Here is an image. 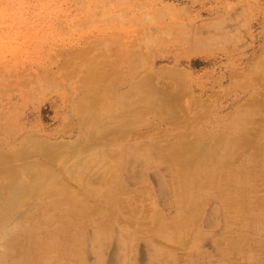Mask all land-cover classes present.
<instances>
[{
	"label": "rangeland",
	"instance_id": "obj_1",
	"mask_svg": "<svg viewBox=\"0 0 264 264\" xmlns=\"http://www.w3.org/2000/svg\"><path fill=\"white\" fill-rule=\"evenodd\" d=\"M0 160V264H264V0H0Z\"/></svg>",
	"mask_w": 264,
	"mask_h": 264
},
{
	"label": "bare ground",
	"instance_id": "obj_2",
	"mask_svg": "<svg viewBox=\"0 0 264 264\" xmlns=\"http://www.w3.org/2000/svg\"><path fill=\"white\" fill-rule=\"evenodd\" d=\"M92 61V60H91ZM179 77V76H178ZM182 78V77H181ZM104 82V81H103ZM180 82V81H179ZM105 83V82H104ZM145 84V83H144ZM104 86V85H103ZM132 90V89H131ZM141 90V89H140ZM143 92V91H142ZM149 92V91H148ZM130 93V92H129ZM145 93V92H144ZM145 95H147V94H145ZM142 96V95H141ZM149 96V95H148ZM143 97V96H142ZM141 97V98H142ZM144 97H146V96H144ZM111 99V98H110ZM148 99V98H147ZM150 99V98H149ZM208 100V99H207ZM94 101V100H93ZM183 101V100H182ZM97 101H95V103H96ZM111 103V102H110ZM147 103V102H146ZM151 103V102H150ZM207 103V102H206ZM250 103V102H249ZM143 104V103H142ZM253 104V103H252ZM83 105V104H82ZM123 105V104H122ZM170 106H172V105H170ZM244 106V105H243ZM124 107V106H123ZM127 107V106H126ZM145 107V106H144ZM165 107V106H164ZM113 108V107H112ZM111 108V109H112ZM80 109V108H79ZM171 109V107H169V110ZM83 110V109H82ZM87 110V109H86ZM174 111V110H173ZM177 112V111H176ZM175 112V113H176ZM86 113V112H85ZM174 114V113H173ZM86 115V114H85ZM89 115V114H88ZM84 116V115H83ZM101 116V115H100ZM103 116H104V113H103ZM144 116V115H143ZM172 116V115H171ZM95 117V116H94ZM93 117V118H94ZM105 117V116H104ZM117 117V116H116ZM87 118V117H86ZM97 118H99V117H97ZM121 118V117H120ZM171 118V117H170ZM174 118H175V116H174ZM242 119H244V117L242 118ZM174 120V119H173ZM177 120V119H176ZM179 120H180V118H179ZM178 120V121H179ZM89 121V120H88ZM114 121H116V120H114ZM184 121V120H183ZM245 122H246V120H245ZM116 123V122H115ZM232 123V122H231ZM248 123V122H247ZM107 124H110V123H107ZM112 126V125H111ZM238 126V125H237ZM104 127H105V125H104ZM107 127V126H106ZM228 127V126H227ZM97 129H98V127H97ZM116 130V129H115ZM261 130V129H260ZM83 131V130H82ZM98 132L100 131V130H97ZM245 132V131H244ZM95 133V132H94ZM257 133V132H256ZM262 133V132H261ZM84 134V133H83ZM251 134V133H250ZM90 135V134H89ZM93 135H95V134H93ZM88 136V135H87ZM91 137V136H90ZM106 137H107V135H106ZM108 138V137H107ZM229 138V137H228ZM101 139V138H100ZM227 139V138H226ZM118 140V139H117ZM237 140V139H236ZM247 140V139H246ZM96 141H98V140H96ZM119 141V140H118ZM231 141V140H230ZM83 142V141H82ZM101 143H102V141H101ZM216 143H218V142H216ZM215 143V144H216ZM93 144V143H92ZM98 144V143H97ZM45 145V144H44ZM37 146V145H36ZM197 146V145H196ZM215 146V145H214ZM240 146V145H239ZM252 146V145H251ZM46 147H48V146H46ZM86 147V146H85ZM96 147H98V146H96ZM100 147V146H99ZM198 147V146H197ZM105 148H106V146H105ZM199 148V147H198ZM214 147L212 146V149H213ZM216 148V147H215ZM230 148V147H229ZM244 148V147H243ZM260 148V147H259ZM32 149H34V148H32ZM53 148H51V150H52ZM84 149V148H83ZM82 149V150H83ZM95 149V148H94ZM40 150V149H39ZM90 150V149H89ZM173 150H174V152H175V154L177 155L176 156V158L175 157H173L172 158V156L170 157V158H172V162L173 161H175L176 163H178V174H179V177L181 178V180H182V183H183V185H182V187H183V190H182V197H184V198H186V201H184V202H186L185 204H192V202H194V199H193V197H195V196H193V194H192V188L194 187V186H199L200 184L199 183H197L196 181H198V180H201V179H210V178H212V177H214V167H212L213 165H212V163H213V158L211 159V153H213L212 151H198L199 153L200 152H202L201 153V156L200 157H198L197 155L199 154V153H197V152H193L195 149L193 148V147H191V146H186V145H179V147L177 146V148H173ZM46 151H47V149H46ZM101 151V150H100ZM171 151V150H170ZM214 151V150H213ZM17 152V151H16ZM29 152V151H28ZM34 152V151H33ZM36 152V151H35ZM51 152V151H50ZM6 153H8V152H6ZM11 152L9 151V154H10ZM20 153V152H19ZM18 153V154H19ZM49 153V152H48ZM79 153V152H78ZM102 153V152H101ZM24 154V153H23ZM25 154H27V152L25 153ZM32 154V153H31ZM67 154V153H66ZM104 154V153H103ZM174 154V155H175ZM7 155V154H6ZM11 155V154H10ZM20 155V154H19ZM64 155V154H63ZM77 155V154H76ZM88 155V154H87ZM101 155V154H100ZM167 155V154H166ZM3 156V155H2ZM18 156V155H17ZM11 157V156H10ZM15 157H16V155H15ZM21 157H22V154H21ZM23 157H25V156H23ZM27 157H28V154H27ZM67 157V156H66ZM74 157V156H73ZM102 157V156H101ZM111 157V156H110ZM116 157V156H115ZM169 157V156H168ZM86 158V157H85ZM167 158V157H166ZM57 159V158H56ZM55 159V160H56ZM63 159V158H62ZM88 159H89V156H88ZM91 159V158H90ZM104 159V158H103ZM176 159V160H175ZM211 159V160H210ZM220 159V158H219ZM35 160V159H34ZM48 160V159H47ZM83 160V159H82ZM166 160V159H165ZM169 160V159H168ZM1 161V160H0ZM16 161V160H15ZM18 161V160H17ZM64 161V160H63ZM85 161V160H84ZM105 161V160H104ZM107 161V160H106ZM111 161V160H110ZM209 161V162H208ZM222 161V160H221ZM229 161V160H228ZM19 162V161H18ZM28 162V161H27ZM44 162V161H43ZM42 162V163H43ZM56 162V161H55ZM93 162V161H92ZM95 162V161H94ZM117 162V161H116ZM208 162V163H207ZM217 162H219V161H217ZM40 163H41V161H40ZM62 163V162H61ZM64 163H65V161H64ZM63 163V164H64ZM96 163V162H95ZM95 163H93V164H95ZM210 163V165H208ZM59 164V163H58ZM76 164V163H75ZM82 164V163H81ZM97 164V163H96ZM96 164H95V167H96ZM107 164V163H106ZM254 164V163H253ZM22 165L24 166V163H22ZM29 165V164H28ZM26 166V164H25V167H21L22 169L23 168H26L27 169V167H29V166ZM77 165V164H76ZM83 165V164H82ZM246 165V164H245ZM10 166H12L11 164H7V165H5V164H3L2 166L0 165V173H4V174H7L8 176H7V178H9V183L7 184V185H5L6 187H2V184L0 183V188L2 187L3 189H9V193L7 192V190H5V192H7V195H5V198L4 199H2V200H4L5 201V203L4 202H2V204L4 203V207H7L8 205H11V204H13V203H17V200H19V199H21V198H19V199H17L19 196H21L22 195V197L23 196H25V193H26V191H22V189L21 188H23L22 186L23 185H25L24 184V181H22V179H19L20 180V183L21 182H23V184H22V186H20V187H18L19 186V180L17 179V178H19L18 176L16 177V174H14V171H13V168H14V170H18V169H16L15 167H10ZM13 166H15V165H13ZM45 166V165H44ZM59 166V165H58ZM104 166H109L110 167V165H104ZM103 166V167H104ZM218 166V165H217ZM250 166V165H249ZM31 167V166H30ZM29 167V168H30ZM43 167V166H42ZM41 167V168H42ZM62 167H64V166H62ZM91 167V166H90ZM102 167V166H101ZM252 167V166H251ZM28 168V169H29ZM34 168V167H33ZM45 168V167H44ZM78 168H79V166H78ZM86 168V167H85ZM94 168V167H93ZM100 168V167H99ZM105 168H107V167H105ZM217 168V167H216ZM219 168L221 169V166H219ZM31 169V168H30ZM29 169V170H30ZM104 169V168H103ZM21 170V169H20ZM34 170V169H33ZM50 170H51V168H50ZM74 170V169H73ZM79 170V169H78ZM83 170V169H82ZM90 169H88V171H89ZM108 170V169H107ZM109 170H111V169H109ZM108 170V171H109ZM37 171V170H36ZM52 171V170H51ZM56 171V170H55ZM55 171H54V173H55ZM92 171V170H91ZM98 171V170H97ZM103 171V170H102ZM25 172H28V170H26ZM24 172V173H25ZM38 172V171H37ZM50 172V171H49ZM71 172V171H70ZM79 172H81V171H79ZM51 173V172H50ZM57 173V172H56ZM55 173V174H56ZM84 173V172H83ZM104 173V172H103ZM106 173V172H105ZM111 173V172H110ZM34 174V173H33ZM36 174H38V173H36ZM40 174V173H39ZM79 174V173H78ZM81 174V173H80ZM88 174V173H87ZM115 174V173H114ZM218 174V173H217ZM14 175H15V177H16V179L15 180H18V181H16V183H18V185L15 183V184H12V181L14 180ZM59 175V174H58ZM57 175V176H58ZM82 175V174H81ZM94 175V174H93ZM103 175V174H102ZM30 176V175H29ZM41 176H44V173H43V175H41ZM56 176V175H55ZM88 176V175H87ZM100 176V175H99ZM111 176V175H110ZM239 176V175H238ZM5 177H6V175H5ZM4 177V178H5ZM44 177H49V173H48V175H46V176H44ZM53 177V176H52ZM51 177V178H52ZM91 177V176H90ZM98 177V176H97ZM96 177V178H97ZM107 177V176H106ZM29 178H31V180L30 181H32V180H34V179H32V177L30 176ZM29 178H28V180H29ZM34 178V177H33ZM50 178V180H51V183H52V179ZM59 178V177H58ZM84 178V177H83ZM95 178V179H96ZM71 179V178H70ZM85 179V178H84ZM14 180V181H15ZM38 180V179H37ZM37 180H34L35 182H31V184L32 185H34V184H36V185H38V183L40 182L39 180L37 181ZM97 180V179H96ZM98 180H99V177H98ZM97 180V181H98ZM113 180V179H112ZM47 181V180H46ZM88 181H89V179H88ZM88 181H86V182H88ZM91 181H92V179H91ZM97 181H96V183H97ZM107 181H109V180H107ZM259 181V180H258ZM26 182V181H25ZM29 181H27L26 183H28ZM36 182H38V183H36ZM60 182H62V181H59V183ZM75 182V181H74ZM104 182L106 183V181L104 180ZM210 182V181H209ZM3 183V182H2ZM34 183V184H33ZM41 183V182H40ZM49 183L50 182H48V185H49ZM54 183V182H53ZM50 184L49 186H53V187H55V185L57 184V182H56V184ZM63 183V182H62ZM85 183V182H84ZM89 183V182H88ZM205 183V182H204ZM5 184V183H4ZM20 184V185H21ZM93 184H94V186L96 185L94 182L91 184V186H93ZM175 184V183H174ZM253 184V183H252ZM27 185V184H26ZM25 185V186H26ZM31 185V186H32ZM36 185H34L35 187H37ZM222 185V184H221ZM28 186H29V184H28ZM28 186H26V187H24V190L27 188L28 189ZM51 186V187H52ZM58 186H59V184H57V187H55V188H58ZM60 186H61V183H60ZM60 186H59V188H60ZM204 186V185H203ZM41 187H42V185H41ZM100 187V186H99ZM1 188V189H2ZM39 188H40V186H39ZM49 190H48V189ZM54 188V189H55ZM30 189H33V187H30ZM47 191V193H48V195L50 194L49 192L51 191V189L49 188V187H46L45 188ZM205 189V188H204ZM124 190V189H123ZM135 190V189H134ZM234 190V189H233ZM33 191H35L34 189H33ZM56 191H57V189H56ZM119 191V190H118ZM128 191V190H127ZM46 192H44L45 193V195H46ZM55 192V191H54ZM124 192V191H123ZM135 192V191H134ZM128 193V192H127ZM61 194V193H60ZM87 194V193H86ZM125 194V193H124ZM130 194V193H129ZM4 195V194H3ZM66 195V194H65ZM195 195V194H194ZM1 196V195H0ZM95 196V195H94ZM4 196H2V198H3ZM58 197V196H57ZM149 198L151 197V196H148ZM1 198V197H0ZM24 198V197H23ZM22 198V199H23ZM229 198V197H228ZM227 198V199H228ZM181 199V198H180ZM179 199V200H180ZM258 199V198H257ZM1 200V201H2ZM237 200V199H236ZM62 201V200H61ZM70 201H72V200H70ZM118 201V200H117ZM144 201V200H143ZM183 201V200H182ZM116 201H115V199H114V202H112V206L114 207V208H116L115 207V203ZM235 202V201H234ZM241 202H243V201H241ZM1 203V202H0ZM72 203H74V202H72ZM113 203H115V204H113ZM142 203V202H141ZM179 203H181V202H179ZM230 203V202H229ZM231 203H232V201H231ZM247 203V202H246ZM119 204V203H118ZM151 204V203H150ZM184 204V205H185ZM234 204V203H233ZM236 204V203H235ZM239 204V203H238ZM250 204V203H249ZM257 204V203H256ZM76 205V204H75ZM187 205H185V206H183V208H181V212H182V210L183 209H185L186 208V206ZM193 205H194V203H193ZM246 205V204H245ZM1 207H2V205H0ZM111 206V205H110ZM112 206H111V208H112ZM204 206V205H203ZM3 207V208H4ZM148 207V206H147ZM235 207V206H234ZM238 207V206H237ZM247 207V206H246ZM3 208H1V209H3ZM156 208V207H155ZM250 208H251V206H250ZM264 208V207H263ZM193 209H195V208H193ZM67 211H68V209H66ZM65 210V211H66ZM113 210V209H112ZM143 210V209H142ZM150 210V209H149ZM2 211H7V210H2ZM12 211V210H11ZM72 211V208H71V210H70V212ZM157 211V210H156ZM189 211V210H188ZM187 211V212H188ZM191 211H192V209L190 210V213H191ZM186 213V212H185ZM184 213V214H185ZM2 215L1 216H3V217H1L2 218V220H3V218H5L4 216L7 214L6 212H3V213H1ZM5 214V215H4ZM39 214H41V213H39ZM43 214L44 213H42L41 215H39V217L37 218V223H39V224H37L36 226H35V228L33 229V228H31V227H28V228H25V229H21L22 230V232L23 233H31V231H33V230H39V229H42V227H43V224H45L46 226H49V225H51L52 224V221L50 220V216L49 215H47V213H46V215L47 216H43ZM109 214V213H108ZM193 215H194V213H193ZM113 216V215H112ZM150 216V215H149ZM187 216H189V214L187 215ZM190 216H191V218H192V214H190ZM179 217V216H178ZM159 218V217H158ZM179 219V218H178ZM185 220V218H182V215L180 216V219L179 220ZM188 219V218H187ZM54 221L53 222H55V218L53 219ZM111 220V219H110ZM175 220H176V218H175ZM178 220V221H179ZM189 220V219H188ZM160 221H161V218H160ZM164 221V220H163ZM171 221V220H170ZM36 222V221H35ZM34 222V223H35ZM111 222V221H110ZM173 222H175V221H173ZM182 222V221H181ZM160 223V222H159ZM161 223H163L162 221H161ZM0 224H1V222H0ZM164 224H166V223H163V225ZM175 224H178V223H175ZM240 224V223H239ZM162 225V226H163ZM1 226V225H0ZM166 226V225H165ZM170 226V225H169ZM167 227V226H166ZM110 228V227H109ZM111 229V228H110ZM164 229V228H163ZM162 229V230H163ZM19 231V230H18ZM110 231V230H109ZM40 232V231H39ZM109 233H111V232H109ZM17 234V233H16ZM20 234V233H19ZM34 234V233H33ZM236 242V241H235ZM239 242H241V241H239ZM219 243V242H218ZM227 243V242H226ZM35 244H37V243H35ZM232 244V243H231ZM229 245V244H228ZM34 247V246H33ZM224 248V247H223ZM228 248V247H227ZM231 248V247H230ZM11 249H9V248H6V252H8V251H10ZM263 254V253H262ZM25 256V255H24ZM238 259V258H237Z\"/></svg>",
	"mask_w": 264,
	"mask_h": 264
}]
</instances>
